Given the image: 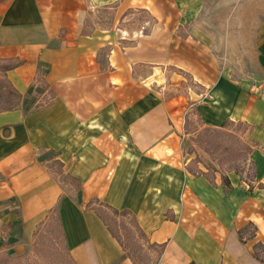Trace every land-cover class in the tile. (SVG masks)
Returning a JSON list of instances; mask_svg holds the SVG:
<instances>
[{
	"label": "crops",
	"instance_id": "0c3cea01",
	"mask_svg": "<svg viewBox=\"0 0 264 264\" xmlns=\"http://www.w3.org/2000/svg\"><path fill=\"white\" fill-rule=\"evenodd\" d=\"M206 1L0 0V78L21 94L0 110V229L13 200L26 232L56 210L76 264H137L99 213L109 206L164 245L155 264H264V84L224 74L200 27ZM101 9L115 10L109 25L91 21ZM135 12L152 19L143 46L124 24ZM257 35L255 68L243 72L264 75V19ZM185 71L224 75L172 95ZM191 115L250 127L252 179L190 171Z\"/></svg>",
	"mask_w": 264,
	"mask_h": 264
},
{
	"label": "rangeland",
	"instance_id": "374dc122",
	"mask_svg": "<svg viewBox=\"0 0 264 264\" xmlns=\"http://www.w3.org/2000/svg\"><path fill=\"white\" fill-rule=\"evenodd\" d=\"M115 17L114 9H101L92 13L90 19L103 25L112 23ZM200 27L207 35H212L215 53L220 67L230 69L224 73L233 79L250 78L253 81L261 80L264 84V75L261 72H243L246 68L252 70L254 54L257 48L258 29L264 19V0H207L202 13ZM152 19L144 12H135L124 24L134 27V35L140 39V46L147 44L145 33L150 30ZM91 22V26L94 24ZM187 27L180 32L187 34ZM193 28V26H192ZM192 28L190 30H192ZM139 31V32H138ZM158 38L157 31L154 34ZM155 46L166 42L150 40ZM209 44V43H208ZM212 44H209L211 46ZM248 65V66H247ZM182 75V84L171 88L170 93L194 94V90L202 91L218 76L223 73L179 72ZM207 78L206 85L201 84L200 77ZM1 88V87H0ZM180 91V92H179ZM18 95L11 91L0 92V109L18 102ZM188 131L192 134L186 137L184 146L199 163H207L204 171L208 172L213 165L223 170L244 172L247 179L254 176V165L248 148L254 145L250 135V127L246 123L230 122L224 128L203 126L195 115H191ZM1 183V177H0ZM74 187L78 186L74 183ZM13 207L9 213L16 214L10 222L9 229H0V264H76L72 259L64 240L60 227V220L55 210L50 217L36 226L34 232H26L20 217L18 202H10ZM108 220L112 230L124 239L129 252L137 264H155L157 252L148 248L136 232L132 216L115 212L108 207H99ZM0 210V219L3 218ZM2 221V220H0ZM256 254L264 260V246L257 245ZM20 257V258H16Z\"/></svg>",
	"mask_w": 264,
	"mask_h": 264
},
{
	"label": "trees",
	"instance_id": "16d2710c",
	"mask_svg": "<svg viewBox=\"0 0 264 264\" xmlns=\"http://www.w3.org/2000/svg\"><path fill=\"white\" fill-rule=\"evenodd\" d=\"M8 67H9V66H3L4 69H6V68H8ZM0 87L4 89L3 91H4L5 93H10L11 91H14L13 89H11V88L6 84V82H5L3 79H1V78H0ZM14 93H17V92L14 91ZM17 95H18V100H19V101H18L16 104H14V105H10V106H7V107H3V108L0 109V110H7V109H11V108L16 107V106L19 104V102H20V98H21V94L17 93ZM252 150H253V148H252V146H250V147L248 148V152L251 153ZM198 161H199L198 158H195V159H193V160L191 161V165H192V166H191V165L189 166L190 171H192V172H194V173H196V174H199V175H201V174H205V175H207V176L213 181V180H214V172L217 171V169L214 168L213 165H210L211 169H209L208 172L204 171V170L201 169V168H197V169H195V167H194L193 165L196 166V165L198 164ZM223 181H224V184H225V185L229 186V181H228L227 177L224 176V177H223ZM101 205H103V204H101ZM100 207H101V206H100ZM102 207H103V206H102ZM104 207L111 208V207H109V206H104ZM111 209L114 210L115 212H121V213L128 214V215L132 216V221H133L134 225L136 226V232H138V233H139V236L143 239V241H145V242L149 245L148 248H149L150 250H152V251H156V252H157V257L159 258V256L161 255L162 251L164 250V245H157V244H155V243H151V242L149 241L148 236L145 234V232H144V231L141 229V227L139 226L136 217H135V216H134L129 210H118V209H115V208H111ZM99 213H100V215L102 216V218L104 219V221L106 222V224H108L109 227H110V229L112 230L110 224L108 223L107 218H106L105 215L103 214V210H101L100 208H99ZM60 227H61V225H60ZM61 230H62V228H61ZM112 232H113V234H114L116 237H118V238L120 239V241H122L124 247H125L126 249H128V245H127V243H125L124 239H122L121 236H118L113 230H112ZM62 233H63V231H62ZM63 236H64V233H63ZM64 240H65V237H64ZM66 247H67V246H66ZM67 249H68V247H67ZM128 250H129V249H128ZM68 251H69V250H68ZM69 253H70V252H69ZM129 253H130V252H129ZM255 255H256L257 257H259L257 254H255ZM71 257H72V256H71ZM16 258L18 259V258H20V257H16ZM72 259H73V258H72Z\"/></svg>",
	"mask_w": 264,
	"mask_h": 264
}]
</instances>
